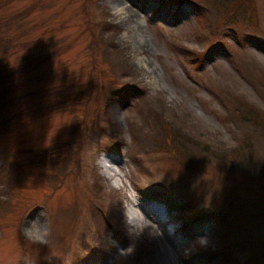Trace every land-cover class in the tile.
<instances>
[{
  "label": "rangeland",
  "instance_id": "obj_1",
  "mask_svg": "<svg viewBox=\"0 0 264 264\" xmlns=\"http://www.w3.org/2000/svg\"><path fill=\"white\" fill-rule=\"evenodd\" d=\"M0 68V264H264V0H0Z\"/></svg>",
  "mask_w": 264,
  "mask_h": 264
},
{
  "label": "bare ground",
  "instance_id": "obj_2",
  "mask_svg": "<svg viewBox=\"0 0 264 264\" xmlns=\"http://www.w3.org/2000/svg\"><path fill=\"white\" fill-rule=\"evenodd\" d=\"M122 8L123 7H119V10L121 12H124V14H127V12H129L128 16L134 15L133 13L130 12L132 10L130 7H125L124 9H122ZM114 161H115L114 158H110L107 162H105L103 164V166H105L104 172L108 176L111 175V174H113V173H116V171H115L116 168L113 165Z\"/></svg>",
  "mask_w": 264,
  "mask_h": 264
},
{
  "label": "trees",
  "instance_id": "obj_3",
  "mask_svg": "<svg viewBox=\"0 0 264 264\" xmlns=\"http://www.w3.org/2000/svg\"><path fill=\"white\" fill-rule=\"evenodd\" d=\"M232 3V2H231ZM221 22H218V25L213 26L212 33L216 31V29L220 26ZM6 74L4 73V70L0 68V81H3V78H5Z\"/></svg>",
  "mask_w": 264,
  "mask_h": 264
},
{
  "label": "clouds",
  "instance_id": "obj_4",
  "mask_svg": "<svg viewBox=\"0 0 264 264\" xmlns=\"http://www.w3.org/2000/svg\"><path fill=\"white\" fill-rule=\"evenodd\" d=\"M203 243V242H202Z\"/></svg>",
  "mask_w": 264,
  "mask_h": 264
}]
</instances>
